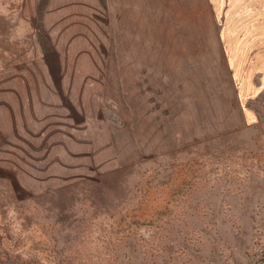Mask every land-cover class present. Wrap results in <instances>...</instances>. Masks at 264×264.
Segmentation results:
<instances>
[{
  "label": "rangeland",
  "instance_id": "1",
  "mask_svg": "<svg viewBox=\"0 0 264 264\" xmlns=\"http://www.w3.org/2000/svg\"><path fill=\"white\" fill-rule=\"evenodd\" d=\"M220 31L208 0H0V264H264V67Z\"/></svg>",
  "mask_w": 264,
  "mask_h": 264
},
{
  "label": "crops",
  "instance_id": "2",
  "mask_svg": "<svg viewBox=\"0 0 264 264\" xmlns=\"http://www.w3.org/2000/svg\"><path fill=\"white\" fill-rule=\"evenodd\" d=\"M208 1L221 21L228 65L264 67V0ZM250 74L253 79L255 70Z\"/></svg>",
  "mask_w": 264,
  "mask_h": 264
}]
</instances>
